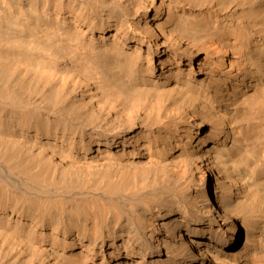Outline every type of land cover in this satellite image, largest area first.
<instances>
[{
	"label": "bare ground",
	"instance_id": "bare-ground-1",
	"mask_svg": "<svg viewBox=\"0 0 264 264\" xmlns=\"http://www.w3.org/2000/svg\"><path fill=\"white\" fill-rule=\"evenodd\" d=\"M0 264H264V0H0Z\"/></svg>",
	"mask_w": 264,
	"mask_h": 264
}]
</instances>
